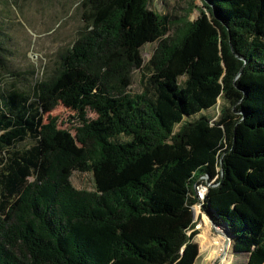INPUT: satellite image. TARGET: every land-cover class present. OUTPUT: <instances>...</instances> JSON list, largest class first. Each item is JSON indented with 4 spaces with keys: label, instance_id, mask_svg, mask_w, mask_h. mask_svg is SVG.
Returning a JSON list of instances; mask_svg holds the SVG:
<instances>
[{
    "label": "trees",
    "instance_id": "obj_1",
    "mask_svg": "<svg viewBox=\"0 0 264 264\" xmlns=\"http://www.w3.org/2000/svg\"><path fill=\"white\" fill-rule=\"evenodd\" d=\"M201 1L175 22L148 0H82L53 74L0 87V264H194L196 205L216 255L223 228L232 259L264 264V0Z\"/></svg>",
    "mask_w": 264,
    "mask_h": 264
},
{
    "label": "rangeland",
    "instance_id": "obj_2",
    "mask_svg": "<svg viewBox=\"0 0 264 264\" xmlns=\"http://www.w3.org/2000/svg\"><path fill=\"white\" fill-rule=\"evenodd\" d=\"M81 1L0 0V87L17 88L32 93L36 83L53 74L60 56L73 45L83 28ZM148 9L157 15L175 18V22L184 18L194 21L199 17V11L203 10L201 0H148ZM156 47L157 42L141 47L140 54L144 64ZM140 74V70L132 73L129 87L131 93L140 92ZM218 108L216 106L208 111L207 116L215 120ZM49 117L56 118L61 129L74 133V113L68 108L58 105ZM88 117L94 118V114L89 112ZM70 180L77 190L93 189L91 173L74 172ZM197 193L202 201L206 189L200 186ZM192 211L194 230L198 233L194 238L198 246V257L194 264H214L218 247L210 243L211 241L200 238L206 233L210 223H206V214L199 205L194 206ZM230 253L229 248L224 264L244 262L243 258L232 259Z\"/></svg>",
    "mask_w": 264,
    "mask_h": 264
},
{
    "label": "water",
    "instance_id": "obj_3",
    "mask_svg": "<svg viewBox=\"0 0 264 264\" xmlns=\"http://www.w3.org/2000/svg\"><path fill=\"white\" fill-rule=\"evenodd\" d=\"M208 181V180H207ZM208 184V182H207ZM206 219L209 221L210 223V226L214 229V230H217V229H220L221 227L219 225H216L212 219L206 214ZM222 232V235H223V247H222V251L220 252V254L217 255L215 261H214V264H219L221 259L224 258V256L228 255V251H229V248H230V244H231V238L229 236V233L228 231H226L225 229L222 228L221 230Z\"/></svg>",
    "mask_w": 264,
    "mask_h": 264
},
{
    "label": "built area",
    "instance_id": "obj_4",
    "mask_svg": "<svg viewBox=\"0 0 264 264\" xmlns=\"http://www.w3.org/2000/svg\"><path fill=\"white\" fill-rule=\"evenodd\" d=\"M208 185V184H207ZM203 188H205V187H203ZM206 189V188H205ZM198 198H199V200L202 198L200 195L198 196Z\"/></svg>",
    "mask_w": 264,
    "mask_h": 264
},
{
    "label": "bare ground",
    "instance_id": "obj_5",
    "mask_svg": "<svg viewBox=\"0 0 264 264\" xmlns=\"http://www.w3.org/2000/svg\"><path fill=\"white\" fill-rule=\"evenodd\" d=\"M220 236L223 238V235H222V233H220ZM223 259V258H222Z\"/></svg>",
    "mask_w": 264,
    "mask_h": 264
}]
</instances>
